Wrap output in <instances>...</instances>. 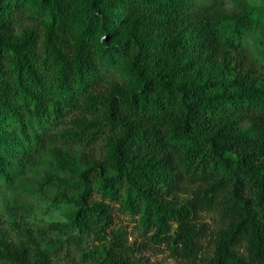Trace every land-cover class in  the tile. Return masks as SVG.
<instances>
[{"label":"trees","instance_id":"1","mask_svg":"<svg viewBox=\"0 0 264 264\" xmlns=\"http://www.w3.org/2000/svg\"><path fill=\"white\" fill-rule=\"evenodd\" d=\"M201 1L0 0V180L9 158L42 145L80 96L113 133L97 170L101 199L82 193L70 219L105 241L93 264H137L111 203L176 264H264V15L242 0L227 18L218 0ZM27 13L41 32L12 28ZM111 27L121 49L96 40ZM246 39L258 46L253 61ZM97 60L124 64L131 92L93 93ZM205 211L218 222L210 253ZM30 248L0 240V256L15 264H54L56 244Z\"/></svg>","mask_w":264,"mask_h":264},{"label":"rangeland","instance_id":"2","mask_svg":"<svg viewBox=\"0 0 264 264\" xmlns=\"http://www.w3.org/2000/svg\"><path fill=\"white\" fill-rule=\"evenodd\" d=\"M217 10L224 17H231L239 12L242 0H218ZM209 5L213 0H202ZM255 7L258 14L264 15V0H246ZM20 16L12 24L19 32L22 27L39 28L40 18L33 15ZM110 21L116 22V15ZM264 39V30H260ZM101 35V34H100ZM109 38L96 36L98 43L114 44L117 49L122 46L117 40L119 32L111 27ZM251 61L257 52L250 39L244 41ZM118 58H125V52ZM96 61L99 68L95 76L92 90L98 95H107L114 90L131 92L133 75L122 63ZM255 63V62H254ZM77 106L68 113L62 122L56 126L45 128L44 143L30 155L15 153L9 159L14 167L6 178L0 180V240L8 243L22 244L34 251L31 244L41 246L57 245V251L52 257L54 264H93L97 260L93 256L103 252V244L95 234H82L72 225L71 215L76 205L75 201L82 193L93 200L100 201L97 192V170L104 162L113 136L106 126L100 130L97 114L83 105L81 96L76 99ZM80 131V140L67 137L70 131ZM112 173L107 169L106 174ZM187 194L178 193L176 199L181 200ZM110 218L115 226L126 230L127 243L131 245L129 258L137 264H176L164 245L153 246L142 243L140 229L135 218L124 212L119 205L111 203ZM201 220L209 225L208 233L202 240L203 249L210 253L213 247L215 230L218 228L216 215L213 212H202ZM0 264H15L10 259L0 256Z\"/></svg>","mask_w":264,"mask_h":264}]
</instances>
